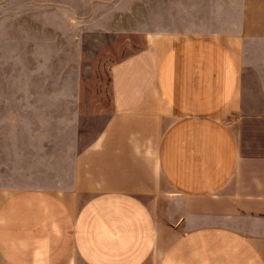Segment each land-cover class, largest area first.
<instances>
[{
    "label": "crops",
    "instance_id": "0c3cea01",
    "mask_svg": "<svg viewBox=\"0 0 264 264\" xmlns=\"http://www.w3.org/2000/svg\"><path fill=\"white\" fill-rule=\"evenodd\" d=\"M205 2L111 66L67 186L0 190V264H264V0Z\"/></svg>",
    "mask_w": 264,
    "mask_h": 264
},
{
    "label": "rangeland",
    "instance_id": "374dc122",
    "mask_svg": "<svg viewBox=\"0 0 264 264\" xmlns=\"http://www.w3.org/2000/svg\"><path fill=\"white\" fill-rule=\"evenodd\" d=\"M205 1L0 0V190L67 186L107 117L111 66L177 29L169 7L183 29V5Z\"/></svg>",
    "mask_w": 264,
    "mask_h": 264
}]
</instances>
